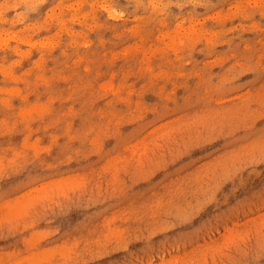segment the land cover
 Returning <instances> with one entry per match:
<instances>
[{
    "label": "rangeland",
    "instance_id": "1",
    "mask_svg": "<svg viewBox=\"0 0 264 264\" xmlns=\"http://www.w3.org/2000/svg\"><path fill=\"white\" fill-rule=\"evenodd\" d=\"M0 264H264V0H0Z\"/></svg>",
    "mask_w": 264,
    "mask_h": 264
}]
</instances>
